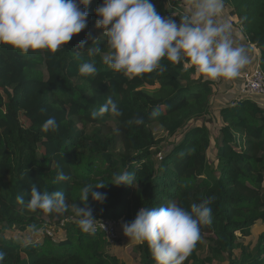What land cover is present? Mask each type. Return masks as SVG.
Listing matches in <instances>:
<instances>
[{
    "label": "trees",
    "instance_id": "1",
    "mask_svg": "<svg viewBox=\"0 0 264 264\" xmlns=\"http://www.w3.org/2000/svg\"><path fill=\"white\" fill-rule=\"evenodd\" d=\"M102 2L81 5L89 13L87 28L55 53L41 49L22 54L0 44L3 264H122L110 252L107 235L83 232L72 208L85 207L82 187L98 182L107 184L94 189L106 199L101 203L89 197L87 202L96 221L131 222L142 207L170 202L191 211L192 204L211 198L212 222L201 226V238L184 264H264V94L237 98L243 85L238 77L208 80L187 57L179 63L162 59L163 71L140 76L113 71L103 62L107 38L96 28L95 9ZM151 2L161 16H172L177 23L188 10L185 0ZM222 13V21L242 32L237 37L232 29L234 41L242 38L249 50L260 51L264 70V0H225ZM90 46L101 52L89 56ZM83 63H94L96 74L82 76ZM108 97L121 115L93 119L91 112ZM153 110L159 115L153 117ZM209 114L218 120L216 134L209 125L216 119L205 120ZM49 117H55L58 128L44 132L41 126ZM135 120L142 122L130 123ZM155 128L167 137L158 139ZM213 142L216 166L208 159ZM163 143L172 148L168 151ZM124 171L134 174L132 185L111 184ZM58 172L68 179L56 182ZM33 186L41 192L62 191L69 210L63 215L30 211L16 197L29 203ZM32 225L63 233L55 239L23 237ZM11 229L21 239L8 236ZM136 252L139 264H156L146 243Z\"/></svg>",
    "mask_w": 264,
    "mask_h": 264
},
{
    "label": "clouds",
    "instance_id": "2",
    "mask_svg": "<svg viewBox=\"0 0 264 264\" xmlns=\"http://www.w3.org/2000/svg\"><path fill=\"white\" fill-rule=\"evenodd\" d=\"M90 3L91 0H0V44L11 45L22 54L41 49L55 53L87 28L89 13L81 5L86 8ZM224 7L225 0H188V10L177 23L172 16H161L151 0H103L95 9L96 28L103 29L109 49L103 62L125 76H140L157 69L163 71L162 59L179 63L187 57L208 80L234 79L250 58L244 45L235 44L231 23L218 19ZM83 48L85 42L81 41L79 49ZM86 49L89 56L101 52L98 46ZM96 72L94 63L79 66L82 76H94ZM106 113L121 115L111 97L91 112V117L96 119ZM158 115L159 111L153 110L152 116ZM41 127L44 132L56 131L58 123L55 117H49ZM67 179L58 172L56 182ZM133 181L134 174L124 171L115 174L111 184L132 185ZM106 185H85L80 193L85 207L72 206L85 233L96 230L93 210L87 205L89 197L102 203L106 196L94 189ZM16 199L32 212L63 215L69 210L62 191L41 192L33 186L29 203L25 204L21 196ZM211 203V198L204 199L192 204L191 211L174 202L158 208L142 207L133 221L122 225L124 234L138 244L146 243L156 264H184L201 238V226L212 222ZM29 231L39 233L42 229L32 225ZM4 259L5 253L0 251V264Z\"/></svg>",
    "mask_w": 264,
    "mask_h": 264
},
{
    "label": "rangeland",
    "instance_id": "3",
    "mask_svg": "<svg viewBox=\"0 0 264 264\" xmlns=\"http://www.w3.org/2000/svg\"><path fill=\"white\" fill-rule=\"evenodd\" d=\"M185 1H188V0H185ZM224 16H225V14L222 13V15L220 17H218V19L220 21H222ZM232 29H233L234 33H236L237 37H241L242 36V32H241V30L238 29V27L233 25ZM235 44L236 45H244L248 49V46L246 45V43L244 42V39H242V38H239V39L235 38ZM248 55H249V58H250V62L241 71L253 70L259 64V57H260V51L259 50L255 49L254 51L253 50L251 51V50L248 49ZM231 92L235 93L236 90H231ZM238 97H239V93L237 94V98ZM212 113L215 114V117L218 116V111L217 110H212ZM208 119H211V120L214 119L213 114L207 115L205 120L208 121ZM215 119L217 120V118H215ZM216 120L214 122L215 125H213V123L209 124L211 126V129L215 132V134L217 133L218 124H219L218 120L217 121ZM112 123L114 124V122H112ZM201 123H203V121H201ZM25 124L29 125V123L27 121H25ZM154 133H155V136L158 139H160V138H164L165 139L167 137V132L164 131V130H161L159 128H155L154 129ZM182 138H183V136L181 134L174 141H180ZM163 145L165 146V149H167L168 151L172 148V146H169V144L163 143ZM208 159H209L210 165H212V166H216L217 165L216 148H215L214 142H213L212 147H211V149L209 151ZM43 217L47 218L46 215L43 216ZM118 222H119V229H118L117 239L114 242H111V246L109 247V250H110L111 253H114L115 255H117L121 259V263L122 264H139V257H138L137 252H136L137 251V247H138L139 244L135 240L130 239L129 237H127L124 234L123 227H122V225L124 223H122L121 220H119ZM61 233H63V232H61ZM7 235L8 236H14L17 239H21L20 232H18L15 229L14 230L11 229L7 233ZM59 235H60V233H59ZM59 235L57 237H59ZM24 236L31 239V237H29V235H27V233L24 234L23 237Z\"/></svg>",
    "mask_w": 264,
    "mask_h": 264
},
{
    "label": "built area",
    "instance_id": "4",
    "mask_svg": "<svg viewBox=\"0 0 264 264\" xmlns=\"http://www.w3.org/2000/svg\"><path fill=\"white\" fill-rule=\"evenodd\" d=\"M238 78L242 81L243 85L239 92V98L245 96H252L255 94L262 95L264 94V70L260 64H258L253 70L241 71V74ZM95 232H104L110 242H114L117 239L119 222L118 220H100L95 221ZM59 232H62V229L58 230H42L39 233L30 232L27 235L29 237L36 238L43 235H49L52 238H57Z\"/></svg>",
    "mask_w": 264,
    "mask_h": 264
}]
</instances>
